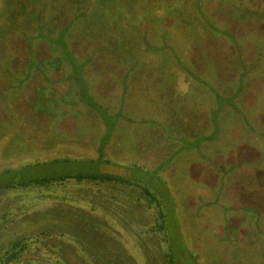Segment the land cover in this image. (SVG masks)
<instances>
[{
    "label": "rangeland",
    "instance_id": "obj_1",
    "mask_svg": "<svg viewBox=\"0 0 264 264\" xmlns=\"http://www.w3.org/2000/svg\"><path fill=\"white\" fill-rule=\"evenodd\" d=\"M192 4L0 0V258L24 242L11 264H264V0ZM47 5L66 8L48 31L70 29L73 70L27 22ZM80 174L127 183L18 187Z\"/></svg>",
    "mask_w": 264,
    "mask_h": 264
},
{
    "label": "trees",
    "instance_id": "obj_2",
    "mask_svg": "<svg viewBox=\"0 0 264 264\" xmlns=\"http://www.w3.org/2000/svg\"><path fill=\"white\" fill-rule=\"evenodd\" d=\"M209 1L206 0V6H207V3H209ZM79 4H80V2H76V4L74 3V5H79ZM192 5H194V9L198 12V18L201 17L200 14H201L202 10H205L206 6H202V4L200 3V0H193V4ZM82 6H84V3H82L81 7ZM41 7L42 6H40V9L42 10ZM47 7H48V5L43 8V11ZM50 10L51 9H49L47 13H48V15L50 13V16L54 20V18H53V17H55V15H53L54 11H57L58 12L57 14L64 13L66 8L64 6H62V8L59 9L60 11L59 10H52L50 12ZM81 15L83 17L86 16V15H84V13L81 14ZM204 21L205 20H203L202 22H204ZM55 22H56V20H55ZM207 29L209 31L213 32V33H216V31H217L216 28H213V27H210V26L207 27ZM69 31H70V29H66V30L64 29L63 32L59 33L58 35H56V34L52 35L51 37L49 36L48 33L44 32V33H42L43 34L42 41H48L49 40V42L52 43L51 46L48 47L49 51L50 52L52 51L51 53L54 55V57L55 56L56 57H60L61 61L63 59L67 58L68 63H70V68L72 69L73 65H74V61H73V59L71 57H75V56H78V55H76L75 52H73L74 50H72V47L70 46V43H69L70 41L67 42V40H65V39L63 40L62 39V36L65 35V34H68ZM215 38H217L220 43L224 42V38H222L220 36L219 37H215ZM209 40H210V38H209ZM105 43L109 44L106 40H105ZM228 54H229V52L223 53L222 54L223 55V59H226V56ZM32 57H33V59H32L33 61L30 62L31 63L30 65H32V66L29 68V69H31V71H33V69H35V68H33V64L36 62V56L34 54H32ZM59 66H60V64H59ZM78 66H79L78 72L79 71L80 72L74 74V72L72 71L71 72V76H78V77L83 76V74H82L83 73L82 72V66L79 65V63H78ZM35 70H37V69H35ZM43 70H45V69L43 68ZM43 70H39V71H43ZM187 72H188V70H187ZM189 74H192V73H189ZM75 78L76 77H72V79H70L69 81L73 82V81H75ZM78 85H79V83L76 81L75 82L76 89H77ZM78 89H79V87H78ZM47 99L49 100V98H46V100ZM215 177L217 178L216 174H215ZM71 180L75 181L78 184H81L83 182H92V183H102V184H107V185H124V184L127 183L126 179L124 177H121V176L107 175V174H92V175L91 174H80V175H65V176H62V177L59 176V177H50V178H42V179H33L32 181L30 180V181H27V182L19 184L18 187L19 188L37 187V188H44L45 189V188H49L51 186H55V185H58V184H64V183L69 182ZM136 188H139V187H136ZM10 189L11 188H6L4 190H1L0 193L3 194L5 192L9 191ZM139 190L141 191L142 196L146 197L149 200V204L151 206L153 205V203H155L157 201L155 199V197L147 189L140 187ZM139 199L137 200L138 203L140 202ZM156 225L157 226L154 228L155 229L154 231H158V232L164 234L165 233V227H166L165 223H158ZM27 248H28V245L26 243H24V242L14 244V246L11 248L10 252H8L7 254H4L0 258V264H11L13 262L18 261L20 259L21 255L27 250ZM165 257H166V263L167 264H175V260H174L173 256L169 257V256L166 255Z\"/></svg>",
    "mask_w": 264,
    "mask_h": 264
},
{
    "label": "flooded vegetation",
    "instance_id": "obj_3",
    "mask_svg": "<svg viewBox=\"0 0 264 264\" xmlns=\"http://www.w3.org/2000/svg\"><path fill=\"white\" fill-rule=\"evenodd\" d=\"M34 10V9H33ZM12 13H14V12H12ZM19 14L20 13H16L15 12V14H14V18L15 19H17V26H21V25H23V23H21V19L19 20V18H20V16H19ZM31 15L32 16H29V15H26V17L28 16V20H27V22L28 23H30V24H32V23H34V27H36V29L37 30H39V32H41V33H44V32H46V33H48L49 34V36L51 37L52 35H58L59 33H61V32H63V30L61 29V31H58V32H54L53 30L51 31H48L49 30V28H50V25L51 24H54L53 22H51L53 19H51V20H46L45 18H44V15H43V8H42V10L40 11H37L36 12V10H35V13L34 12H32L31 13ZM30 18L32 19V22L30 21ZM39 25H41V26H39ZM32 29H33V27H32ZM42 36H43V34L40 36V38H38L39 39V41L41 40V42H42ZM34 39H36L37 40V38H35L34 37ZM38 42V41H37ZM43 42H45L47 45H48V47H50L49 46V44L48 43H50L49 42V40L48 41H43ZM33 44L35 43V42H32ZM51 57V56H50ZM50 57H49V59H48V57H47V59H46V62H43L42 64L43 65H52V64H56L57 65V63L58 62H52L51 61V59H50ZM56 57V56H55ZM56 59L57 60H61V58L60 57H56ZM60 63V62H59ZM58 63V64H59ZM62 64H60V66H61ZM63 66V65H62ZM57 69H59V70H61V68H59V67H57ZM45 70H46V72L47 71H49L47 68H45ZM45 78H46V76H45Z\"/></svg>",
    "mask_w": 264,
    "mask_h": 264
},
{
    "label": "crops",
    "instance_id": "obj_4",
    "mask_svg": "<svg viewBox=\"0 0 264 264\" xmlns=\"http://www.w3.org/2000/svg\"><path fill=\"white\" fill-rule=\"evenodd\" d=\"M226 159H227V157H225L224 160H226ZM235 167H236V165H235ZM236 168H237V167H236ZM236 168H235V170H237ZM219 169H220V167H218V171H219ZM226 170H227V169H226ZM218 171H217V172H218ZM216 175H218V173H217ZM225 177H228V176H225Z\"/></svg>",
    "mask_w": 264,
    "mask_h": 264
}]
</instances>
